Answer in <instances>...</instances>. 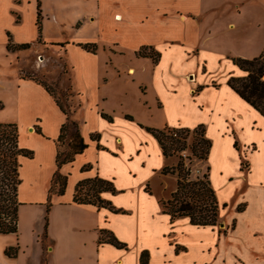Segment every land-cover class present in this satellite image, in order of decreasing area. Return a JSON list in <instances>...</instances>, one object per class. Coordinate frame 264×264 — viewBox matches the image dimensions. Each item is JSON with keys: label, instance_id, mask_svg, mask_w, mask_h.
<instances>
[{"label": "crops", "instance_id": "0c3cea01", "mask_svg": "<svg viewBox=\"0 0 264 264\" xmlns=\"http://www.w3.org/2000/svg\"><path fill=\"white\" fill-rule=\"evenodd\" d=\"M52 1L0 0V122L15 123L19 147L32 152L18 158L17 231L0 234V264H141L143 251L146 264H264V116L227 84L246 74L232 58L264 50L259 16L252 18L257 42L242 46L233 34L246 8L264 0H66L51 13ZM44 17L66 35L43 41ZM9 40L32 51L41 40L62 52L68 115L87 145L70 162L55 161L67 115L41 84L18 75ZM143 47L157 60L139 55ZM171 101L190 120L178 114L171 121ZM200 124L211 142L216 225L171 221L162 211L175 189H165L171 174L162 171L171 164L145 128ZM55 175L65 177L61 193L52 188ZM92 178L112 183L114 191L99 197L117 212L75 201L77 184ZM103 232L123 245L104 241ZM8 247L16 248L13 256Z\"/></svg>", "mask_w": 264, "mask_h": 264}, {"label": "trees", "instance_id": "16d2710c", "mask_svg": "<svg viewBox=\"0 0 264 264\" xmlns=\"http://www.w3.org/2000/svg\"><path fill=\"white\" fill-rule=\"evenodd\" d=\"M39 15L38 13V25ZM6 47L9 51L14 52L27 49L30 47V44H13L9 40ZM82 47L89 51H94L96 45L84 44ZM138 54L150 56L154 61L159 56L151 47L141 48ZM232 61L246 74L230 77L227 84L243 100L264 116V50L256 57H236L232 58ZM37 82L46 89L55 99L61 110L67 115V121L61 126L57 139L59 145L55 161L57 166H61L64 163L70 162L87 145L78 132L77 123L73 119H70L67 111L59 103L54 91L46 84ZM145 128L156 138L165 157L172 156L176 151H182L186 148L194 156L204 159L208 157L211 142L206 138L205 129L202 124L194 128L168 126L160 129ZM189 134H193V140L188 145L187 136ZM64 146L66 148L62 150ZM31 154L30 150L19 147L16 124L13 122H0V234L17 231V188L20 182L18 158L20 156H30ZM208 170L207 166V171L202 177L197 176L195 179H190L188 177L190 168L185 165L183 159L179 160L175 166H165L163 168L164 174L176 176L175 189L171 192L168 199L161 201L162 211L169 215L171 221L187 217L193 225L206 226L217 224L220 206L215 191L210 184ZM64 187L65 177L55 175L52 188L61 193ZM103 190L114 191L112 183L100 178L87 179L77 184L74 199L77 202L91 203L97 207L108 206L117 212L118 210L113 209L109 202L99 197V193ZM222 207H225V204ZM238 209H241V207L238 206ZM100 238L117 247L123 245L112 234L108 235L106 232H103ZM15 252V247L5 249V254L8 256H13ZM140 262L141 264H146L147 262V253L145 251L141 253Z\"/></svg>", "mask_w": 264, "mask_h": 264}, {"label": "rangeland", "instance_id": "374dc122", "mask_svg": "<svg viewBox=\"0 0 264 264\" xmlns=\"http://www.w3.org/2000/svg\"><path fill=\"white\" fill-rule=\"evenodd\" d=\"M66 3V0H63V2L61 3L60 0H55L48 3L46 6L49 7L52 13L54 9H64V7H66ZM254 16L260 17V32L264 36V6L261 5L259 8L248 6V8H246L244 12L243 19L239 23V27L233 33L237 41L242 46L244 43L253 44L258 41V38L255 36L252 28V18ZM45 18L46 17H44V19ZM44 25L45 29L41 33L43 41H56L55 38L58 37V39H62L64 35H66L65 33L64 35L63 33L59 35V33L61 32L56 27H54L52 21L48 22L45 19ZM33 46L34 51H32L33 48H27L17 51L16 62L14 61L13 63L19 70L18 75L25 78L34 79L49 86L54 91L59 103L62 105L64 110L67 111V113H70V110L73 106L70 98L72 92L70 91L69 85H66V83L63 81L66 80L68 67L63 60L64 56L62 52H52L47 45L41 42V40L39 44L35 43V45L33 44ZM3 49V40L2 38H0V71L3 70V58L6 54ZM135 107L136 106L133 107L134 110H136ZM175 107L176 104H174L173 101L168 102L167 115L171 121L176 120L178 114L183 117L182 119L187 118L188 120H190V116L185 113L186 111H188L186 107L179 106L181 109ZM143 118L146 120H156L154 117H150L149 115H145L143 116ZM123 136L124 143L129 144L130 137L125 134H123ZM192 140L193 134H189L187 136V144L189 145ZM65 148L66 146H64L62 150H64ZM168 159L171 164L169 166H175L179 160L183 159L185 165L190 168V173L188 174V177L190 179H195L197 176L202 177V175L207 171V159L194 156L187 148L182 151H176L172 156H169ZM165 184L166 190L176 187V176L171 175L169 178H167ZM153 185L158 186V182L154 181ZM219 210L221 211V209ZM218 222L219 219L217 221V224Z\"/></svg>", "mask_w": 264, "mask_h": 264}]
</instances>
